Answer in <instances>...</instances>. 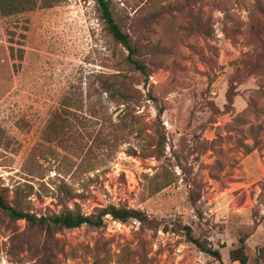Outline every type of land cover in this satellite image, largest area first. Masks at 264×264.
Returning a JSON list of instances; mask_svg holds the SVG:
<instances>
[{
	"label": "rangeland",
	"instance_id": "374dc122",
	"mask_svg": "<svg viewBox=\"0 0 264 264\" xmlns=\"http://www.w3.org/2000/svg\"><path fill=\"white\" fill-rule=\"evenodd\" d=\"M110 1L141 46L146 80L94 0L0 16V189L9 200L17 190L39 214L60 209L62 183L86 214L113 203L160 223L153 231L106 215L102 227L64 229L57 264H239L228 251L244 234L248 264H264V0L181 9L183 0ZM98 73L126 75L138 102L96 94ZM55 112L65 127L47 140ZM176 223L209 241L221 262ZM9 234L0 227V264H28L7 256Z\"/></svg>",
	"mask_w": 264,
	"mask_h": 264
},
{
	"label": "trees",
	"instance_id": "16d2710c",
	"mask_svg": "<svg viewBox=\"0 0 264 264\" xmlns=\"http://www.w3.org/2000/svg\"><path fill=\"white\" fill-rule=\"evenodd\" d=\"M58 0H0V16L3 18H12L24 11L32 10L37 7L52 6ZM99 14V18L105 24L106 29L112 38L120 43L126 50L125 60L134 71L142 75L145 80L149 75L146 63L139 57L140 44L134 40L128 32L122 30L120 24L115 19L112 3L110 0H94ZM197 0H183L177 2L176 7L181 9L184 6L194 3ZM199 22L196 21L197 28ZM7 32H12L10 29ZM10 38V37H9ZM9 42H12L9 39ZM10 54H13V46L9 45ZM97 85H93L96 94H107L112 100H118L121 104L128 106L129 102H138L134 94V89L129 85L126 75L122 73L104 74L98 73ZM227 100H232L231 95ZM99 118L96 115H93ZM64 117L60 113H54L49 120L48 127L50 133L47 140L59 139L65 127ZM115 133V132H114ZM116 136V134L114 135ZM168 182L164 183L167 184ZM56 201L61 205L58 211H47L39 214L30 212L24 205L23 195L14 191L12 200L6 196V189H0V227L10 230L7 239L2 242L7 256L15 262H21L26 259L28 264H57L58 255L64 252L65 239L61 236L64 229H72L82 224L99 228L104 225V217L109 215L112 219L122 223L130 219L137 220L141 226L147 229L157 231L160 223L150 217L145 211L137 208L118 206L108 203L104 206L95 207L93 212L86 214L82 211L78 201L74 200L70 189L60 183L56 186ZM161 187L156 189L159 190ZM25 193L24 196H26ZM188 200L191 205H195V197L192 189L188 192ZM71 201V206L69 205ZM18 220L24 221V226L19 228L16 225ZM175 232H180L191 242L199 251L221 262V254L217 248H214L209 241L201 237H196L192 233V228L188 224L176 223ZM166 230V227H165ZM246 235H241L236 246L228 251V257L231 261L239 264H248L249 256L246 251Z\"/></svg>",
	"mask_w": 264,
	"mask_h": 264
}]
</instances>
